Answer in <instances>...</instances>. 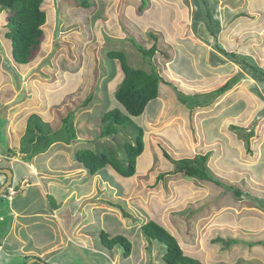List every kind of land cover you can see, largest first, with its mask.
Here are the masks:
<instances>
[{
	"label": "rangeland",
	"instance_id": "1",
	"mask_svg": "<svg viewBox=\"0 0 264 264\" xmlns=\"http://www.w3.org/2000/svg\"><path fill=\"white\" fill-rule=\"evenodd\" d=\"M253 1L252 6L258 9V21L251 22L250 27L244 31L245 36L249 38V44H256L252 49L260 55V52H264V0ZM88 2L89 5L82 4V0L43 1V7L47 13L46 23L43 26L45 38L41 48L35 54L34 60L25 67L20 63L17 64L13 59L11 42L5 37L8 10L0 6V145H5L2 146L3 151L9 152L6 150L10 148L12 156L16 154L17 156L14 157H22L21 142L18 146L7 147L9 137L4 124L6 123V114L10 113L12 122L18 119L22 124L26 122V132L30 115L37 113L42 118L45 130H50L56 135L63 127V118L69 113H74L73 123L76 138L66 143L68 146L66 152L69 153H61L63 146L56 147V151L55 149L48 150L52 154L48 160L47 156L41 154L44 152L37 153L40 164H45L48 161V164L54 166L50 170L44 167L43 177L50 179L49 177L53 176L55 182L57 180L56 183L64 187L66 186L64 179L68 176L64 174L65 171L75 167L73 175L78 174L76 168L80 163L74 154L76 151L80 149H92L96 152L106 151L110 155L116 153L122 158L120 146L127 141L133 143L136 136L135 126H140L144 130L145 148L137 159V174L134 175V181L121 176L117 179L119 183L127 187L132 182L134 183L132 185L133 199L127 198L128 204H124L123 200H118V203H122L130 214L124 217L118 213L121 218L123 216V224L121 223L123 228L127 227L125 226L126 221L128 224L134 225V228H126V230L133 231H131V235L135 247L134 264H164L162 257L166 252L165 245L157 240L147 239V241L141 234L140 226L151 219L170 229L173 235L178 234L177 239L184 253L202 264H223L224 261L215 257L213 249L216 248L220 255L227 256L231 246L236 250L232 253L240 257L238 263L264 264V244L258 241L260 238L247 243L245 236H239L237 239L236 234L230 231L238 228L249 232L255 224H258L256 220L262 219L264 222V198L258 196L257 199L261 201V204L257 205L251 198L249 200L245 197L246 194H244L243 201L238 199L232 201L229 199V192L227 194L224 187L225 184L236 186L231 183L234 177L236 183L237 180L243 182L245 178H248L253 186L259 183L264 184V127L262 126L264 118L259 112H256L257 110H254L258 106L264 110L262 98L256 97V90L250 93L246 88L245 90L236 89L233 86L226 90L227 92L220 93L218 98L210 101L209 104L212 106L203 110V107H206L203 101L207 97L201 96L200 93H204L206 87L202 88L204 92L196 91V93L193 84L195 83L197 88L203 84L216 85L218 81L216 73L209 69L198 70L200 63L191 61L193 56L199 55L200 51L205 53L204 49L196 47L197 45L191 47L187 43L191 39L183 41L167 39L163 35L169 34L170 30L167 28L159 31L157 39L159 43L162 42V45L160 44L158 47L159 43H157V52L151 57L144 55L137 47L138 45L149 49L155 44V38L147 30L142 29L141 25L149 20L151 23L165 21L168 24L166 12L165 14L155 12L146 14L144 12L143 16L147 19L141 18L140 21V18L134 16L132 12L134 0H117L115 4L111 0H88ZM147 2L148 0H144L145 10L149 9ZM152 9L153 6L148 12ZM251 20H253V16H251ZM202 32L204 31L202 30ZM110 51H122L126 55L129 65L134 68L158 73L160 76L172 77L176 74H184V77H176V80L169 79L171 85H166L161 80L159 89L162 90V95H158V98L151 100L152 103H150L151 101L148 103L149 106L146 110L151 107L153 109L155 104L160 101L164 103L160 116L158 119L156 118L157 125L151 127L150 113H144L140 117H134L132 124L128 123L125 128L120 127L118 134L100 136L102 114L113 108L122 110V106L114 94L124 78V71L119 59L109 57ZM163 55L168 58H164ZM163 62L164 64H158ZM158 66L162 70H159ZM155 68L156 70L153 71ZM262 77L264 78V73ZM234 80H237V77ZM192 81L194 83H191ZM223 85L224 83L214 88L217 90ZM215 89L209 90L211 92L209 98L214 96L212 91ZM234 90L237 92L233 93ZM180 95L186 97L187 104H185L189 109L188 114L184 115L186 122H189L187 129L191 132L194 131V135L190 136L196 139L194 141L186 140L185 144L184 135L179 131L180 122L178 121V124L175 125L172 124L174 121H171L174 119L172 117L174 113L179 115L175 110L173 100L181 101ZM228 95L229 97H227ZM234 96L238 99L235 101L237 108L246 107L244 117L229 115L228 119L224 121L220 113L218 117L209 119L211 116L209 114L215 115L218 111L221 112L218 107L231 102ZM260 96L263 97L262 94ZM193 99L197 100L195 103L199 106L191 104ZM86 101L89 102L83 103ZM248 104L249 109L247 108ZM199 110L204 114L199 115ZM195 120L203 121L199 124L204 127L206 132L199 129ZM169 121L171 122L169 123ZM224 123L226 127L220 135L221 131L218 129L222 130L223 125L219 126ZM148 130L152 131L148 132ZM63 134L61 132L56 138H62ZM24 143L30 149L34 148L31 142L24 141ZM163 149L170 154V159L164 156ZM194 152H203L207 157H210L214 152H219L222 153L225 160H241L240 154H242V159H248L252 169L249 168V171L247 167L242 171L238 167L228 176L219 167L216 169L214 164H210V171L220 180L221 184H217L219 186H216L215 183L196 186V183L190 181L193 178L186 177L188 182L179 181L175 176L169 177V174L162 180L158 179L160 173L170 172L175 167V161L184 157L194 158L197 154ZM32 157L30 153L24 159L30 161L33 159ZM73 159L75 164L72 163ZM248 162L246 161L245 164ZM64 164H67L69 168L59 170V165L63 166ZM0 165L3 166V163ZM14 165L19 166L21 171L26 170V167L21 164L15 163ZM100 174L104 175L105 173L102 170ZM215 192L225 195L214 202L209 198ZM230 195L233 197L232 194ZM26 196L28 197H25V203L33 199L32 197H36L34 193H28ZM3 197L4 194L0 196V198ZM252 197L255 196L252 195ZM95 198L92 203L98 205V200L96 201ZM18 202L22 201L18 200ZM50 202L54 206L60 205L55 194L51 195ZM23 204L16 203V205ZM108 204L100 205L106 207V211L110 212L111 206ZM216 206L220 207L219 210L210 212V209H214ZM0 208V215H2L0 229L4 232L9 227H13L15 213L7 202L0 204ZM248 212L250 215L246 216ZM192 229L195 232V237H189V232ZM126 230L123 232L125 236L129 233ZM126 237L132 242L130 235ZM191 238L195 239V242ZM66 239L67 237L63 241L62 250L50 258L45 257L43 261L49 264L56 262L58 264H128V262H133L130 258L124 257V247L119 245L113 250L104 249L101 245L102 250L98 252L81 246L80 244L88 242L83 237L74 236L72 242H68ZM193 242L195 245L192 244ZM143 244H147L148 247H144ZM30 259L23 260L22 264H26ZM12 260L14 261L15 258L13 257Z\"/></svg>",
	"mask_w": 264,
	"mask_h": 264
},
{
	"label": "crops",
	"instance_id": "2",
	"mask_svg": "<svg viewBox=\"0 0 264 264\" xmlns=\"http://www.w3.org/2000/svg\"><path fill=\"white\" fill-rule=\"evenodd\" d=\"M111 2L112 3L114 2L115 4L117 3V0H111ZM147 3H149L148 10H150L153 6V9L149 12L147 9L146 10L144 9L145 7L144 0H134V9L132 8L133 9L132 12L134 13V16L136 15L137 17L140 18L139 19L140 21L141 18L147 19L145 16H143L144 12H146V14L150 12L161 13V14H165L166 12L168 14V19H167L168 24H166L165 21L164 22L159 21V23H151L149 20L148 22H144L141 25L142 29L147 30V32L152 34V37L155 38L154 45L157 46V43H159L157 39L159 36L158 35L159 31L164 30V28H167L170 30L169 34L167 33L163 34L164 36L167 37V39L171 41L172 39L182 40V41L191 39L190 42H187L188 44L191 45V47L197 45L196 47H200L204 49L205 53L200 51L199 55L193 56L191 61L200 63V65H198V70L203 68V70L209 69L210 71L216 73L218 76V81L216 82V85L212 83L210 85L203 84L197 88H196V84L192 81L191 83H194L193 86H195L194 92L196 91H198V93L204 92L202 88L205 89L206 87L205 89L206 91L200 94L201 96H205L209 98L208 96L211 93L209 92L210 89H215L214 87L217 85L220 86L222 83L225 84L226 82L232 81L231 87L234 86L233 88L243 89V90H245L246 88L247 90L250 91V93L256 90L257 91L256 97H261L262 101L264 102V78L262 77V74L264 73L263 72L264 52L262 51V53L260 52V55H258L256 50L254 51V49H252L254 48V45L256 46V44L255 43L252 45L251 43L249 44L248 42L249 38L245 36L246 34L244 31L245 29L250 27L251 22L258 21V16H259L258 9L252 6V4L254 3L253 0H148ZM210 14L212 15L210 16ZM251 16H253V20H251ZM202 30L204 32H202ZM204 33H206V35H203ZM161 43L162 42L159 43L158 47L160 46ZM163 56L164 58H168L165 57V55ZM164 60L166 61L167 59ZM29 63L22 65H24L25 67V65H28ZM158 64L159 65L164 64V62ZM195 66H197V64H195ZM157 68L159 69V66ZM183 75L184 74L181 73V75L176 74L173 75L172 77L162 76V82L165 83L166 85L167 84L171 85L170 80L172 79L176 80L177 79L176 77H182ZM236 77L237 80H234ZM183 80L184 82H186L185 79ZM214 91H216V89L213 90L212 92ZM236 92L237 91L234 90L233 93ZM261 94L263 95V97L260 96ZM160 95H162L161 89H159V96ZM219 95H217L215 98H212L211 102L214 99L218 98ZM227 97H229V95ZM236 100L238 99H236V96H234L231 102H228L224 106L220 105L218 108L220 109L221 112L218 111L215 115L209 114L211 115L209 119H214L218 117L220 113L224 121L228 119L229 115L239 118L242 116L244 117L246 113V107H244L243 109L237 108L235 106ZM150 103H152V101ZM183 103L184 102H181L178 99L173 100V105H175V110L179 115L174 113V116H172L174 117V119H172L171 121H174L172 122V124L175 125L178 124V121L180 122L179 131L182 135H184L183 138L185 144L186 140L194 141L196 139H193V137L190 136L191 134L194 135V131L191 132L187 129L189 122L188 123L186 122L184 115L188 114L189 109L186 106V104ZM255 103L256 101L254 102V104ZM148 106L149 105H147V107ZM195 106H199V105L196 104ZM204 106L206 107H203V110L204 108L205 109L209 108L212 105L209 104L208 106L207 105ZM163 108H164V103L160 101L158 104H155L153 109L152 107L149 110L145 109L144 113H150V116L152 118L151 127L153 125L155 126L158 124L157 119L160 116ZM247 108L249 109V104L247 105ZM261 108L262 107L258 106V108H255L254 110H257L256 112H259V114H261V117L264 118V110H261ZM198 112L200 113L199 115L204 114L203 111L199 110ZM253 112L255 113V111ZM5 118H6V123H4L6 125L5 131L9 137L7 147L9 148L12 147V145L15 146L20 145L21 138L25 133L26 122L22 124V122H20V119L12 122V120L10 119V113L6 114ZM171 121H169V123ZM195 121H196L195 122L196 125L198 124L199 129L202 130L203 132L204 127L199 124L202 123L203 121L201 122H198L197 120ZM262 126L264 127V122ZM219 127H222V130L218 129V131H221L220 132L221 135L222 131L226 127V124L225 123L220 124ZM151 131L152 130H148V132ZM99 134H100V129H99ZM2 146L0 145V164L3 163V166L0 165V167L11 168L13 171V177H12L11 187H9L7 191L4 193V197L0 198V204H2L3 202H7L8 206L9 205L12 206L13 211L15 213L13 215V218L15 219L13 221V227H9L4 232L1 231L0 229L1 231L0 232V264H22L23 260H26L25 258L27 257L29 258L39 257L42 260L45 257L50 258L53 254L59 252V250H62L63 241L65 240L66 237L68 239V242H72L74 236L78 238L83 237L88 241L87 243L84 242L80 244L81 246L100 252L102 250L101 245L104 247V249L107 248V246L103 245V243L99 239L101 231H105L109 233L110 236H116V235H123V232L124 230H126L127 227L134 228V225L131 223L128 224V221H126V225H125L127 227L123 228L122 225L123 216L121 218V216L118 215V213L122 214V212L118 207L113 205V204L123 205L122 203H118V200L121 201L123 200L124 204H128L126 202V199L127 198L133 199L134 192H132V187H133L132 185L134 183L132 182L127 187L119 183L117 179H119V176H121L124 178H130L134 181V175L130 177L122 176L111 165H107L104 169H102L106 174V176L105 174L104 175L100 174L102 170H100L94 175H91L82 164L78 163L79 167L76 168V172L78 174L73 175V173L75 172L74 171L75 167L72 169H68V171L64 172V174L65 175L67 174L68 176L64 179L66 180V186L63 187L56 183L57 180L55 182L53 176L49 177L50 179L43 177L42 175L43 168L45 167L47 170H50L54 168V166L48 164V161H46L45 164H40L38 162V154L40 153L34 155L32 157L33 159H31L30 161H25L24 157L27 156L26 153L22 152L21 153L22 157L17 158L14 157L16 154L12 156L10 152H4L3 147L5 145L3 147ZM62 146H63L62 149L63 152L61 153H64L66 152V149H68V146L66 143L62 141H56L52 143V145L47 149V151L48 150L51 151L53 149H55L56 151L57 149L56 147H62ZM6 151H8V149ZM47 151L41 154L47 156V160H48L50 158V155L52 154L51 152L49 151L47 152ZM194 153H197L198 155L203 154V152H194ZM240 159L241 160H236V159L225 160L222 153L214 152L213 154L210 155L207 165L209 167L210 164H214L216 166V169H218L219 167L228 176L229 174L233 173L232 171L238 167L242 171H244L245 168L247 167L248 170L249 168L250 170L252 169L251 164L248 162V159H242V154H240ZM245 160L248 163L245 164L246 162ZM15 163L25 166L27 171L26 170L21 171L19 169L20 168L19 166L14 165ZM72 163L75 164L74 159ZM4 165L7 166L5 167ZM61 168L62 170L63 168H65L64 170H66L69 167L67 164L66 165L64 164L63 166L59 165V170ZM4 175H5L4 173H0V187L5 182L6 175L5 176ZM171 176H175V178H177L176 180L179 181L180 180L186 181V177H188L181 173H176L174 175L169 174V177ZM190 178H193L190 181L196 183V186L197 185L203 186L206 183L214 184L213 182L205 181L197 177H190ZM242 179H244V177H242ZM168 180H170V178ZM240 181L241 180H237V183ZM231 183H234L236 187L243 189V191L246 194L245 197H247L248 199L252 195H254L255 198H257L258 196L264 198V184L262 183L255 184L253 186L252 182L248 178H245V181L240 182V184H237L235 182V177L231 180ZM215 185L219 186L216 183ZM28 193H34L36 197H32L33 199H30L25 203L24 199L25 197H28L26 196ZM226 193L228 194V192ZM53 194L57 196V201L60 204L59 206L56 205L54 206L53 203L50 202V197ZM230 194L231 193H229L230 196L229 199L235 201V198L231 197ZM224 195H225L224 193L219 194L218 192L217 193L215 192L211 194L209 199L216 202L218 198H221ZM38 198L41 201H39ZM94 198L96 201L98 200L97 201L98 205L96 204L94 205V202L92 203V200ZM18 200L22 202H18ZM243 200H239V201H243ZM251 200H253V203H256L253 198ZM16 203H22V204L25 203V204L16 205ZM104 203L110 204L112 214L111 211L110 212L106 211L107 210L106 207L100 205ZM219 208L220 207L218 206H216L214 209L211 208L210 212L212 213L217 212ZM199 210H203V209H199ZM248 215H250L249 212L246 214V216ZM117 216L118 218H116ZM1 217L2 215H0V220ZM198 218L199 216L197 217V219ZM173 219L175 220V218ZM256 221L258 222V224L257 225L255 224L253 229H251L249 232L243 229L240 230L238 228L231 230L228 229V230L236 234L237 239L239 236L240 237L245 236V242L247 243H250L254 239L257 241V238H260L258 241L263 243L264 222L262 221V219H258ZM140 230H141V226H140ZM168 230L170 231V229ZM126 231L129 232L126 234V236L130 235L133 245L131 252L132 255L127 257L133 260V262L131 263L128 262V264H132V263L134 264L135 247L131 235L132 230L130 231V229H128ZM190 232H192L193 234H191ZM190 232H189L190 235L189 237H195L194 230L192 229L190 230ZM141 234L143 235L142 230H141ZM143 237L144 239H146L144 235ZM193 240L195 242V239H192V241ZM194 242L192 243L193 245H195ZM143 245L146 248L148 247L147 244H143ZM108 250H113V249L108 248ZM233 251L236 250L231 246L230 253L227 256H224V255H220L216 248L213 249V252H215L214 253L215 257L219 258V260L224 261L223 264H240L238 263L240 257L234 255L232 253ZM2 255L6 257H3ZM13 257L15 258L14 261L12 260ZM50 264H58V262L50 263Z\"/></svg>",
	"mask_w": 264,
	"mask_h": 264
},
{
	"label": "trees",
	"instance_id": "3",
	"mask_svg": "<svg viewBox=\"0 0 264 264\" xmlns=\"http://www.w3.org/2000/svg\"><path fill=\"white\" fill-rule=\"evenodd\" d=\"M43 1L44 0H0V6L8 10L6 24L7 32L5 33V37L11 42L12 56L17 63L27 64L33 61L35 54L42 46L45 38L43 26L47 19ZM82 4L89 5V2L88 0H82ZM137 47L140 52L150 57L156 53L157 50L156 45H153L149 49L138 45ZM108 55L111 58L119 59L124 71V78L114 94L116 100L122 106V110L113 108L105 111L101 117V137L118 134L120 132V127L125 128L128 123H133L134 117L142 115L148 103L158 97L159 84L162 80V76L158 73H152L141 68L130 66L126 55L122 51H110ZM154 70L156 69H153V71ZM231 86L232 81L227 82L212 93L214 94L212 98L225 92L231 88ZM179 98L182 102L187 104L186 97L180 95ZM212 98H207L203 102L208 105ZM90 100L89 98V101ZM193 100L191 104L196 105L197 103L195 102L197 100ZM73 116L74 113H69L63 118V127L59 133L57 132L55 135L52 131L45 130L42 118L39 114L32 113L28 120L27 130L21 140V152H28V155L31 153V155L34 156L37 153L45 152L52 143L56 141H62L64 143L71 142L76 138ZM135 130L136 136L134 142L127 141L120 146V154H123L122 158L116 153L110 155L109 152L106 151L96 152L92 149H80L76 152L77 161L82 164L91 175L96 174L107 165H111L122 176L130 177L135 175L137 171V159L145 148L143 128L135 126ZM61 132L64 133L63 137L60 139L56 138ZM24 141L31 142L34 148L30 149L27 144L25 145ZM8 151L12 154L10 148ZM163 154L166 158H171L170 154L165 149H163ZM208 157L204 154H199L194 158H181L175 161V167L170 172L160 173L158 179H164L167 174L181 173L188 177H197L220 185V180L215 177L207 165ZM224 187L226 192L231 193L235 199H243L245 192L241 188L229 184H225ZM250 198H253L257 204H261L259 199L252 196H250L249 199ZM113 205L121 210L124 217L130 215L123 205ZM141 230L146 239L157 240L159 243L165 245L166 252L162 257L164 264H202L197 259L186 255L177 237L157 221L152 219L148 220L141 225ZM99 239L103 245L107 246L109 249H114L117 245L124 247V257L131 255L133 245L126 236H110L109 233L101 231ZM35 258L41 260L39 257ZM28 259L29 257L26 258V260ZM32 264L40 263L35 262Z\"/></svg>",
	"mask_w": 264,
	"mask_h": 264
},
{
	"label": "water",
	"instance_id": "4",
	"mask_svg": "<svg viewBox=\"0 0 264 264\" xmlns=\"http://www.w3.org/2000/svg\"><path fill=\"white\" fill-rule=\"evenodd\" d=\"M0 173H4L6 175V181L4 184L0 187V195H2L7 187H10L12 184V177H13V171L11 168H1L0 167ZM34 262H39L40 264H48L42 260H38L37 258L30 259L26 264H32Z\"/></svg>",
	"mask_w": 264,
	"mask_h": 264
},
{
	"label": "clouds",
	"instance_id": "5",
	"mask_svg": "<svg viewBox=\"0 0 264 264\" xmlns=\"http://www.w3.org/2000/svg\"><path fill=\"white\" fill-rule=\"evenodd\" d=\"M10 187H11V186H10ZM8 188H9V187H7V189H8ZM7 189H6L5 191H7ZM4 193H5V192H4ZM4 193H3V194H4ZM0 196H1V195H0ZM34 258H35V257H34ZM31 259H32V258H31ZM41 260H42V259H41ZM42 261H43V260H42ZM44 262H45V261H44ZM34 263H35V262H34Z\"/></svg>",
	"mask_w": 264,
	"mask_h": 264
}]
</instances>
